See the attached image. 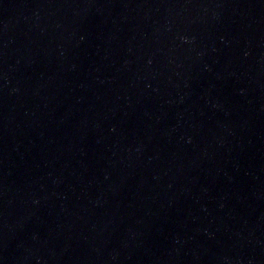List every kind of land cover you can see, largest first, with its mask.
Wrapping results in <instances>:
<instances>
[{
    "label": "water",
    "instance_id": "95a60500",
    "mask_svg": "<svg viewBox=\"0 0 264 264\" xmlns=\"http://www.w3.org/2000/svg\"><path fill=\"white\" fill-rule=\"evenodd\" d=\"M0 264H264V0H0Z\"/></svg>",
    "mask_w": 264,
    "mask_h": 264
}]
</instances>
